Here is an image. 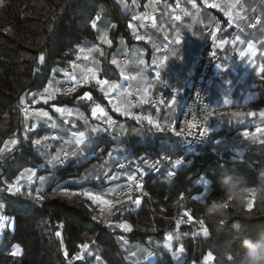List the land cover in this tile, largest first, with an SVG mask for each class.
Listing matches in <instances>:
<instances>
[{"label": "trees", "instance_id": "16d2710c", "mask_svg": "<svg viewBox=\"0 0 264 264\" xmlns=\"http://www.w3.org/2000/svg\"><path fill=\"white\" fill-rule=\"evenodd\" d=\"M149 1L151 0H138L139 7L142 9ZM160 4L176 5V0H160ZM253 7L254 3L248 6L249 12ZM209 12L220 21L216 42L229 38L233 34V25L217 10L209 9ZM262 13L258 28L251 30L246 26L249 32L245 35L246 40L257 41L264 36V8ZM96 15L101 16L98 30L90 27V21ZM131 22L132 14L126 11L119 0H2L0 147L4 146L6 140L13 138L18 140V144L12 151L0 154V188L15 181L26 169L39 170L47 156H42L37 151L32 140L45 134H53L48 128L40 126L28 133V140L24 139L25 119L21 112V96L27 94L26 103L29 106L43 107L49 112L53 109L51 105L78 108L89 119L93 118L92 107L99 104L117 122L128 121L111 110L93 82L78 86L69 96L59 95L49 105L29 102L31 94L43 89L49 80L60 75V71L70 70L72 64L79 60L78 48L98 46L99 35L105 30L108 31L112 45L103 44L101 77L118 82L120 74L111 63L113 55L118 53L123 44L124 47L141 45L128 27ZM113 24L114 28L111 27ZM211 42L210 38H206L205 45L201 46L200 60L194 72L199 69ZM41 53L45 54L43 65L37 63ZM235 54L231 47L227 49L222 56V66L230 65ZM258 59L260 65H264V57L259 55ZM37 68L39 71H36ZM54 68L59 71L53 73ZM253 77L249 79L248 86H255L258 98L249 108L256 110L264 108V76L260 74L255 79ZM217 79L218 75L213 85ZM86 91L92 95V100L79 101L77 97ZM140 132L139 136L135 132L121 136L118 141L100 136L85 148L99 157L101 149L116 147L120 152L119 160L127 159L131 164L138 162L143 165L145 159L151 162L170 155L168 163L146 178L144 193L131 195L132 199H143L140 207L129 203L128 199L124 204L127 210L122 215H110L108 210L104 209L102 212L101 207L82 195H59L61 188H68L70 192L82 189L104 192L109 184L103 179V174L107 172L111 176L116 172V161L111 162L112 157L110 161H106L103 156L99 162L89 159L86 162L79 160L69 166L67 164V170L54 174L44 185L42 194L45 199L42 203L21 194H0V203L5 204L2 214L13 218L11 228L0 233V264H96V255L101 257L103 264H131L132 251L143 261L138 264H148L144 262L148 252L157 257L154 264H204L203 256L207 251L212 247L223 246L234 231L230 224L215 242L202 234L195 238L182 237L179 245L183 243L186 251L181 260L171 259L163 248L165 236L177 231L176 219H181L180 216L188 211L192 213L194 221L204 220L214 237L217 224L207 221L202 212L210 200L222 196L218 178L225 169H230L254 180L257 173L264 169V143L250 142L239 150H234L231 143L237 136V130L221 129L212 133L206 144L192 151H180L179 142L171 132H158L155 129H143ZM174 162L177 163L172 168ZM168 172H172V175L168 176ZM89 174L93 177L100 176L101 179L81 180V177ZM191 197H197L196 202ZM242 211L254 217L242 222L248 225L249 234L264 228V204L258 199L253 202L252 211L232 204L226 208V212L233 217H238ZM121 222L130 224L132 230L125 232L108 226L109 223L115 225ZM194 225L198 227L195 223ZM58 231L61 233L59 237L56 236ZM179 231L191 233L192 227L182 223ZM16 244L21 246V255L14 257L11 249ZM83 244L89 245L93 255L82 260L73 259L82 251ZM65 252L68 253L67 256ZM214 260L211 264H214Z\"/></svg>", "mask_w": 264, "mask_h": 264}, {"label": "snow or ice", "instance_id": "6c2138e0", "mask_svg": "<svg viewBox=\"0 0 264 264\" xmlns=\"http://www.w3.org/2000/svg\"><path fill=\"white\" fill-rule=\"evenodd\" d=\"M189 2L192 4L193 8H197V4H196V0H189ZM119 3L122 4L125 8L128 7L126 0H119ZM133 5H136V0H132ZM160 0H151V3L149 5H146V7H152L153 10H155V5L159 4ZM203 3L210 9H220L223 10L221 8V5L219 3H216L215 0H203ZM239 3V0H233L232 3H230L228 5L227 10H223V15L224 17L227 18V21L229 22V24H231L234 20L236 19H241L242 17H240V13L239 12H233V9H235L237 7V4ZM165 7H167V5H165ZM178 7V6H177ZM185 16H187L189 13L188 12H184L183 13ZM174 20H180L181 17L179 15H175ZM134 20L137 21H141L142 24L145 20L151 19V23L153 27H156V22L154 18H150L148 13H143L140 15H136L133 17ZM101 20V16L100 15H96L94 19H91L90 21V27L92 29H97L98 30V21ZM257 23H259V21H257ZM251 27H255V25H250ZM111 27H115V25H111ZM128 27L130 29L133 30V34L135 35L137 40H143L144 37L137 35L136 34V29H135V25L133 24H129ZM217 30H219V25H217ZM165 38L167 39V33L165 34ZM212 39L214 42V47L217 48H222L224 47V45L226 43H228V41L220 39L218 43H216L217 41V36L215 34L212 35ZM99 41L100 44H107L109 46L112 45V40L109 39V34L108 31L105 30L103 32H101V34L99 35ZM237 41H239L240 43H243V41H240L239 36H237L235 38V40L232 41L233 44H235ZM180 39H179V34H177L173 40L172 43H176L179 44ZM121 44H123V41H121ZM153 47L156 48L157 50H159V48L161 46H158L156 44H153ZM163 47L167 48L168 45H164ZM248 49H249V54L250 55H255V49H254V45L249 43L248 45ZM79 55L77 56V59H80L81 56L83 57V59L88 60L91 57L92 53H98V55L100 57L104 56V51L102 49V47L99 46H93L90 48H83L80 47L77 49ZM177 51L175 49L171 50L170 55L171 57L176 55ZM240 55L243 57L245 55V52L241 51ZM212 56L215 57L216 53L213 52ZM169 59V56H165L162 59L158 58V57H154L153 61H152V68L155 71V77L156 79L159 81L160 80V71L161 69L164 68L167 60ZM94 63L98 64L99 61L94 60ZM37 63L39 65H43L45 63V54L41 53L38 57ZM112 64L117 65L118 67L120 66L118 61L114 58L111 61ZM140 65H143L144 67L141 68V73H144V71L148 68V65L145 64V61L143 59H141L139 61ZM72 67L74 69L76 68H80V65L78 64H73ZM81 72L83 73L82 77L80 79H77V77L70 72L65 71L63 73V75L69 80L73 82V86L71 87H67L64 88L63 90L60 87H57V81L54 80H49L47 85L45 87H43V89L39 92L36 93H32L31 94V100H30V104H43V105H49L50 101H55L57 100V97L59 95H63V96H69L70 94L74 93L77 89L78 86L82 85V84H88L91 81H95V85L98 87L99 91L102 92L104 94L105 97L109 96L110 93H117L118 99L120 100L119 104H113V109L115 112L121 113L124 116H131L132 118H134L137 122L139 123H143L145 120H147L148 124L150 125H154L156 131L158 132H164L166 130L168 131H172V124L170 122V116H171V112L174 111L173 105H174V100H164V99H160V100H149L148 96H149V89L151 87V82L149 81L148 86L145 87V89L143 90L142 94H141V99L139 101L140 104H148V103H152L154 105H164L166 107H168L170 109V113H169V122L167 124H160L155 122L151 117L149 116H140V115H134L130 108L131 107H135L136 105H131V101L128 99V96L131 95V92H129V90L127 88H124L123 85L116 83V82H112L106 79H100L97 77V71L94 70L93 68H88L87 71H85L83 68H80ZM36 71H39V69L37 68ZM53 73L59 71V69H53L52 70ZM259 73L264 76V65H260L259 66ZM121 77L125 80H135L136 77L135 76H128L125 75L124 72H121ZM162 83L165 82L161 81ZM26 98H27V94H25L24 96L20 97V105H21V112H23L24 114V119H25V127H24V132H25V136L24 139L28 140L29 136L28 133H32L34 132V130L37 128V126L41 123H43L44 125H46L47 127L51 128V129H58L59 125L56 123V121L53 119V116L50 115L49 111L45 110L43 107L40 108H30L29 105L26 103ZM77 99L79 101H90L92 100V95L89 92H84V94L82 96L77 97ZM228 103V100H225V104ZM247 103V102H246ZM127 105L128 107H121V105ZM51 107L54 109L55 113H59L61 117H71L73 116V114H75V116L77 117L78 120H83L85 125L88 124L87 118L84 116L83 112L79 111V109H72V108H68V107H56L55 105H51ZM92 115L94 117H96L98 120H103L104 123H106L108 125V128H102L100 125H95V126H91L89 127L86 131H80V130H72L76 128V123H72L71 124V128L68 129H61V131L65 132L67 134V138H65V136L63 135H58V134H45L43 136H41L40 138L34 139L32 140V144L33 146L36 147L38 152H42V154H44L45 156H47L48 158L46 159V165H42L41 167L44 166H48L51 168H57L58 166H65L69 160L73 157L79 158L81 156L84 155V150L86 147L90 146L91 144V138H92V134H97L100 132H108L109 129H112V132H109V135H113V132L116 131V121H114L112 119L111 116H109L104 108H102L99 104H96L94 107H92L91 109ZM209 115H211V113H209L208 115L204 116V121L207 122ZM234 115H240L239 113H235ZM248 115H255V113L250 112L248 113ZM260 116L264 117V111L260 112ZM33 118L36 122L35 123H27V121L29 120V118ZM64 124H69V120L68 119H64L63 121ZM188 128H194L196 127V125L193 124H189L187 125ZM151 130V129H150ZM135 132V134L137 136H139L141 134L139 129L133 130ZM207 129L204 128V130L200 133L201 135L204 134V132H206ZM259 131V130H258ZM127 134V130L124 128L123 125H120V135H126ZM176 136H183L185 135L184 131H179V132H175ZM187 135H191V132H188ZM244 136L253 141V142H257V138L255 136V134H251L249 132H245ZM114 138H116L114 136ZM56 141H60V146L56 147L55 149V153L51 154L49 153V149L53 148V143L52 142H56ZM259 143H264V139L259 140ZM18 144V140L13 138L10 140H6L4 143L3 147H0V154H3L4 152L8 151H12L13 147L16 146ZM66 146H74V147H66ZM111 155V153L109 154ZM144 163L146 165H149V167L158 170L159 168V161L156 162H149L147 159L144 160ZM175 163H172L171 167L175 168ZM121 169L124 168V165L121 164L120 165ZM137 171L140 172V175L142 176L144 173L142 170L139 169V167L137 168ZM172 172H168V176H171ZM127 176V181L128 184H126L124 186V188L120 189V191L118 192L116 188H112L109 189L106 192H101V193H97L94 192L92 190L89 189H82L79 192H70L68 188H61L59 191V195L61 196H69V195H82L83 197L87 198L89 201H91L93 204H97L102 206L101 207V211H104V207H107L108 213L110 215H115L117 213H120L121 215L123 214L124 211H126L127 209L124 208V204L125 201L123 199H120V197L122 196H129V203L135 205L137 208L140 207L141 205V200L139 198L136 199H132L130 196V193L133 190V186L135 187L136 190H139L141 188V184L138 182V176L135 174H126ZM89 179H101L100 176H91V174L81 177L82 181H86ZM103 179L104 180H118L119 179V174H115V175H111L109 176L107 174V172H105L103 174ZM39 181V184L41 185V187H38L35 189V195L33 196L32 191H28V197L35 200L37 203H42L45 199L44 195L42 194L43 192V188L42 186L45 184L47 177L45 176H37V173L34 169H26L23 173H21L16 179L15 181H13L12 183H7L5 188H0V194L7 192L8 194H11L13 196L16 195H20L21 194V188H22V184L21 181H27V183L29 185L33 184L36 181ZM73 183H80V181H73ZM119 187V186H118ZM126 189V191L124 190ZM107 195H112L115 197V199H106L105 196ZM181 199H184V197H181ZM191 199L196 202L197 197H191ZM255 201V197L252 198L251 202L247 205L246 210L247 211H252L253 210V202ZM5 208V204L4 203H0V210H3ZM183 216L187 217L186 221L181 220L180 218L176 219V227H177V231L175 233H168L165 236V242L163 244V248L165 250H167L168 253H170V257L171 259H175L177 257H181L185 251L186 248L183 245V243L180 244L179 247H175L173 245V241H181L182 237H189V235H191L192 237H198L199 235L202 234L203 237L207 238L209 236L210 230L208 227H206L205 221L204 220H193V215L192 213L185 211L183 213ZM93 219H95V217H93ZM12 221L13 218L9 217L7 215H2L0 214V233H2L6 227H10L12 225ZM188 223V224H193L195 223L196 225L199 226L200 232H183L181 233L179 231L180 225L182 223ZM109 227H115V228H119L124 230L125 232H130L132 230L131 225L128 224L127 222H121L115 225H112L111 223L108 224ZM61 235V233L58 231L56 232V236L59 237ZM126 243V241H125ZM82 251L80 253H78L75 257H73V259L76 260H82L84 259V254H83V250H87L89 248L88 244H83L81 246ZM91 253H89L90 255ZM11 255L14 257L20 256L21 255V246L19 244L13 245L12 249H11ZM65 255L67 256L68 253L65 252ZM133 256L136 255V253H132ZM154 254L152 252H148L146 258L149 257H153ZM210 260H214V256L212 254L211 251H207V253L203 256V261L204 264H209ZM95 261L96 264H103V262L101 261V257L99 255L95 256ZM71 264V262H70Z\"/></svg>", "mask_w": 264, "mask_h": 264}, {"label": "rangeland", "instance_id": "374dc122", "mask_svg": "<svg viewBox=\"0 0 264 264\" xmlns=\"http://www.w3.org/2000/svg\"><path fill=\"white\" fill-rule=\"evenodd\" d=\"M249 1H251L252 3H254V7L252 8V10L250 12L241 3L240 4L238 3L237 4V7L235 9H233V12L234 13L235 12H239L240 13V17H242L241 19H236V20H234L232 22V25L234 27V30L232 31V33H233L232 35L235 34L236 37L237 36H240V35H243L242 32L246 30V26L247 25L248 26L252 25V21L255 18L256 14H260L261 15V21H262V17H263L262 9L264 8V2L263 1H260V0H249ZM201 2L202 3H200V4H202V5L205 6L204 7L205 10L202 9V7L197 2H196L197 8H193L192 7V4L191 3H187L186 0H176V5L166 4L167 7H165V5H161L159 3V4H156L155 5V10H153L152 7H146V5H149L151 3V1L147 2L144 5V7L141 9V7H139L140 5L138 4V0H136V5H133L132 0H126V3L128 5V7L126 8V11L129 12V13H131L132 14V17H134L136 15L143 14V13H148L149 16H150V18H154V17L158 18V21L160 22V24H156V27H153L152 25H151V27L150 26H146L147 23L151 22L150 21L151 19L145 20L143 22V24H142L141 21H137V20H134L133 19L132 22H131V24L135 25L136 34L144 37L143 40H140L144 44H148V45L149 44H156L158 46H161L159 48V50H157L156 53L153 54V56L157 57V56H159V54H161L162 55L161 59L163 57H165V56H169V59H171V55H170L171 50L175 49L177 51L178 48H179V46H183V45H179L181 43H179V44L173 43L174 46H172V48L169 49V50H168V47L166 49L163 46L164 45H168L169 46L168 42L169 41L172 42L173 38L177 34L185 33L183 31V24L185 22H187V19L190 18L191 17V14H193V13H196L198 16H200L203 13L204 15L207 16V18L209 20V24L205 27V36H206V38H210L212 40L211 43H213L212 35L213 34L216 35L218 33L219 30H217V25H219V22L220 21L218 20V23L217 22L215 23V21H216L215 17L214 16H211L209 13L208 14L206 13V9H208V7L203 3V0ZM232 2H233V0H218V3L221 5V8L223 10H227L228 5L230 3H232ZM172 5L175 8L174 14L175 15H179L181 17L180 20H174V18H173L174 16H173V13H172V11H173ZM169 7H170V9L172 11L169 9ZM180 8H182V10H183V12H181V13L179 11ZM218 10L223 13V10H220V9H218ZM185 11L189 13L187 16H185L183 14ZM190 21H191V19H190ZM261 21H260V23H261ZM197 25H201L202 26L203 24H202L201 21H198L197 24H196V26ZM258 27H259V25H258ZM258 27H251V28L255 29V28H258ZM166 33H167V39L165 38V34ZM159 35H160V37H162V40L159 38ZM179 39H180V37H179ZM182 39H183V41H185L184 43H186L187 40H188V37H187V40H186V38L184 39V37ZM105 45H107V44H105ZM98 46L99 47H102V49H103V45L100 44V41H99ZM107 46H109V45H107ZM230 47L233 49V52L235 51V53H236L235 54V58H238V56H239V58L240 57L241 58H245L247 56V54H248V53L245 52L247 50V48H243V45L242 44H239V43L236 44L235 43V44H233ZM88 48H90V47H88ZM141 48L142 47L134 46L132 48V50H131V54L132 55L130 54L131 59L128 60V56L126 54H122V51H124V44H123L122 47L120 48V50L118 51V53H115V55H113V59L115 58L118 61V63H119L120 66L118 67L117 65H114V64H113V66L116 68V70L118 71V73L120 72V74L123 71L125 75L135 76L136 77L135 80H130L131 81V83H130L131 84L130 85L131 87L129 88V92H131V95L128 96V99L131 101V105H135V104L132 103V100L133 99L137 100V102H138L139 105H137L135 107H131L130 110H131V112L133 114L137 111V112H140V116H144V113L147 110H156V109H159L161 107H160V105L157 106V105H153L152 103L140 104L139 103L140 98L137 99V98L134 97V90H135V88H137V87L138 88H141V87L145 88L146 86H148L149 81L151 82V87H152L151 90H153L155 87H157V86L160 85L159 86L160 87V91L155 92L154 95L149 93L148 99L149 100H153V101L160 100V99H164V100L167 101V98L168 97H166V96H168V94H171L170 91L172 89L170 90L168 87H166V88L163 89L161 87V83L158 82V80L156 79V77H154L155 78V80H154V78L152 77V74L149 73V71H146L145 70L144 73H141V68H143L144 66L143 65H140L139 64V61L141 59H143L145 61V64L150 63L149 60L146 58V56H147V50L146 49H141ZM151 48L154 49V50H156V48H154L153 45H151ZM85 49H87V48H85ZM241 51L245 52V55L243 57L240 55V52ZM263 52H264V50H263ZM237 54H238V56H237ZM122 56H123V58L125 57V62H122L121 63L120 57H122ZM251 56L253 57V55H251ZM248 57H250V56L248 55ZM100 58L101 57L98 55V53H92L91 54V57L88 60L83 59V57L81 56V58L77 62H75V64L80 65V68H83L85 71H87L88 68H93L94 70L97 71V77L98 78L105 79V78L101 77V71H100L101 70V67H100L101 66L100 65L101 63H100ZM169 59L167 60V62L169 61ZM94 60L99 61V63L98 64L94 63L93 62ZM167 62H166V65L163 68V70H165V71H163V73H161L162 71L160 72L161 73L160 75H162L163 78H165V76H166V75H164V73L166 72V70H168V72L171 74V72L169 71V66H167ZM130 63H131V65H130ZM80 68L74 69L71 66L70 70L67 71V72L73 73L77 77V79H80L82 77V75H83V73L81 72ZM64 72L65 71H60L59 72L60 73L59 76H54L51 79V80L57 81L58 83H57L56 86L57 87H60L62 90L64 88L73 86V82L72 81H69L63 75ZM192 73L189 76H187L185 79H183L181 82L178 83V85L181 86V92H182V96H183V98L181 100V104H182L183 100H187V95L189 93H188V90L186 88V83H187L188 78L191 75H193ZM168 76L170 78V75H168ZM123 80H125V79H123L121 77L120 80L118 82H116V83H119V84L123 85V87L125 88V86L126 85H129V84L127 82L123 81ZM136 81H137V83H136ZM92 82L95 83L94 80L91 81L90 83H92ZM112 82H115V81H112ZM102 96L104 97L105 101L107 102V104L110 106V108L112 110H114L113 109V104H119L120 103V100L118 99L117 93H110L109 96H107V97H105L104 94L102 93ZM252 98H255L256 99V97H252ZM181 104H180V106H181ZM180 106H179V108H180ZM29 107L30 108H35L33 106H29ZM121 107H128V106L122 104ZM247 110L252 111V109H250V108L247 109ZM253 111H256L255 112V115H254V118H255L254 121L255 122H253L255 125L252 124V130H248L249 129L248 128L249 125L247 123H245L246 125H241L242 128L245 127V126H247L246 127L247 130L246 131H242V132L241 131L238 132L236 134L237 135L236 138L234 140H232L231 145L233 146L234 150H239V148L244 147L243 145H246L247 143L253 142V141L247 139L244 136V133L245 132H249L251 134H255V136L257 138V142H259V140H261V139H264V117H261L260 116V112L261 111H264V108L256 109V110H253ZM105 112L108 114L107 111H105ZM116 113L117 114H120L122 118H126L128 121H126V122L123 121V122H120L119 123L111 115L108 114L109 116L112 117V119L114 121H116V131L113 132V135H109V132H112L113 131L112 129H109L108 132H100V133H97V134H92L91 144H93L95 142V140L97 138H99L100 136H104L106 138H109V139H111V141H113V140L114 141H118L119 137L121 136L120 135V125H123V126H125V124H126V126H132V125L135 126L136 125V122L137 121L134 118H132L131 116H124L121 113H118V112H116ZM210 113H211V116L212 117L219 119V117L216 116L215 114H213L211 112V110H210ZM177 114H178V112H177ZM177 114L174 117V121L176 120ZM57 115L59 116V118L58 119L53 118L55 121L60 120V121L63 122L64 119H68L69 120V124L62 123L63 126L60 125V128L61 129L71 128V124L72 123H76V128L75 129H72V130L86 131L89 127L95 126V125H100L102 128H108V125L106 123H104L103 120H98L93 115H92L93 116L92 119H89L88 117H86L84 115L87 118V121H88V124L87 125H85V123H84L83 120H78L77 117L75 116V114H73V116H71V117H61L59 113H57ZM132 121H133V124H131ZM174 121L172 123V131H168V130H166V131L171 132L174 135V137L177 138L176 135H175L174 128H173ZM27 122L28 123L29 122L30 123H35L36 121L33 118L30 117ZM41 124H43V123H41ZM39 126H40V124H39ZM152 128L153 127H148L149 130L151 129L150 131L153 130ZM61 129L58 130L59 131L58 132V135H63V136H65V138H67V134L65 132L61 131ZM131 132H132V130H131ZM114 136L116 138H114ZM177 140L179 142L180 151H186V150H184L182 148V144H181V142L179 141L178 138H177ZM56 142H58V143L56 145H54L53 148H52L54 150L56 149V147L60 146V141H56ZM115 143H117V142H115ZM66 147L71 148V147H74V146H66ZM50 150L51 149H49L48 151H50ZM54 153H55V151L53 152V154ZM110 153H111V155H109ZM40 154L42 156H44V154H42V152H40ZM100 154L101 155L99 157H97V155H95L92 150L91 151H86L85 150L84 151V155L81 156V157H79V158H80L81 162H86L89 159L90 160L93 159L96 162H99L101 159H103V156H104V159L106 161H108V160L110 161V158L112 157L111 162L112 161L113 162L116 161V164H115L116 165V167H115V171L116 172H114V174H112V175L119 174V179L118 180H107L109 186L107 187V190L106 191H108L109 189H112V188H116L118 192L120 191V189L124 188V186L126 184H128L126 174H135V175L138 176V180H139V178H141V179L144 178L145 179L144 181H146V178L149 175H151L152 173H157L160 170V168L162 167V165L168 163L170 161V158H171L170 155H166V156L164 155L159 160L151 161V162H156V161H159L160 162L159 163V168H158V170H156V169H153V168L149 167V165H146L145 163H144L145 165H143L141 163L139 164L138 162H136L135 164H131L129 161L127 162V159L119 160L118 157L120 156V152H119V149L116 148V147H114L113 149L112 148L101 149L100 150ZM47 158L48 157H46V159ZM76 159H77L76 157H73L72 159H70L69 162L67 163L68 166H69V164H73L76 161ZM163 159L165 161L164 162H161V160H163ZM121 164L124 165V168L123 169H121V167H120ZM43 165H46V161H45V163ZM138 167L144 173L142 176L140 175V172L137 171V168ZM67 168H69V167H67ZM63 170L65 171L67 169L66 168H62L60 166H58L55 169L54 168H51V167H48V166H44V167L39 168V170H36V173H37V176H45V177H47L46 174H60ZM46 182H45V184H46ZM21 184H22L21 195H23L26 198H29L28 197V191L31 190L32 193H33V196H34L36 194L35 193V189L38 188V187H41V185L39 184V181L38 180L36 182H34L33 184H31V185H29L27 183V181H21ZM205 184H207V186L209 185L208 182H205ZM44 185L42 186V188L44 187ZM133 188H135V187L133 186ZM124 190L126 191V189H124ZM106 191H104V192H106ZM140 193H144V190L141 189V188L138 191L136 189H133L132 192L130 193V196L133 195V194H140ZM105 198L106 199H115V197L112 196V195H107V196H105ZM138 198L141 200V204H142V200L143 199L141 197H138ZM29 199H31V198H29ZM120 199H123L124 201H126V200L129 199V196H127V195L126 196H122V197H120ZM98 206L99 207H102L100 205H98ZM103 207H104V209L107 210V207L106 206H103ZM180 217H181V219L183 221H186L187 220V217L183 216V214ZM183 225H185V226L186 225H190L192 227V232L193 231L198 232V233L200 232L199 226L198 227L195 226L194 223L193 224H188V223L185 222V223H183ZM5 229H8V227H6ZM189 236L192 237L191 235H189ZM192 238H195V237H192ZM88 250L89 249L83 250L84 255L87 254V251ZM211 262H212V260L209 261V264H211Z\"/></svg>", "mask_w": 264, "mask_h": 264}, {"label": "crops", "instance_id": "0c3cea01", "mask_svg": "<svg viewBox=\"0 0 264 264\" xmlns=\"http://www.w3.org/2000/svg\"><path fill=\"white\" fill-rule=\"evenodd\" d=\"M201 1L202 0H196V2L202 7V9L205 10V8H204L205 6L200 4V3H202ZM186 2L190 3L189 0H186ZM240 3L243 4V6L247 8V10H248V6L252 5V2L249 0H239V4ZM172 7H173V5H172ZM169 9H170V7H169ZM209 9L210 8L206 9V13L207 14L209 13L211 16H214L216 19L215 23L216 22L218 23V17L216 15H214L213 13L209 12ZM215 10H217L218 12H220L223 15V13L221 11H219L218 9H215ZM174 11H175V8L173 7V11H172L173 16H175ZM191 17L188 18L187 22H185L183 24V31L185 33L179 34V37L181 39L180 40L181 42H179L181 44H179V45H183V46H179L176 55L172 56L171 59H169V61L167 62V66H169V71L171 72L172 75L168 72V70H166V72L164 73V75H166L165 78H163V76L160 75L161 78L158 81L159 83H161V87L163 89L166 87H168L170 90L172 89L170 91L171 94H168V96H166V97H168L167 100H174V102H175L173 105L174 111L171 112V116H170L171 124L174 121V117L178 112V108H179V106L181 104V100L183 98L182 92H181V86H179L178 83L181 82L183 79H185L187 76H189L192 72H194L195 66L198 63V61L200 60L199 56H200V52H201V48H202L201 46L205 45V40H206L205 27L209 24V20H208L207 16L204 15L203 13L200 16H198L196 13H193V14H191ZM154 19H155L156 24H160V22L158 21V18L154 17ZM190 19H191V21H190ZM132 20H133V17H132ZM198 21H201L203 25L202 26L201 25L196 26ZM219 24H220V22H219ZM151 25H152L151 22L146 24V26H150V27H151ZM230 25H232V23ZM248 28H250L251 30H254L250 26H248ZM262 32L264 33V30H262ZM132 33H133V30H132ZM242 34L243 35H240L239 38H240V41H243V43H240L239 41H237L236 44L237 43L242 44L243 48H247V50L245 52L248 54L245 58H241V57L239 58V56L237 54L238 58H235L234 61L232 63H230V65H226V66L224 65L219 69L218 79L215 81V83L213 85L212 97L210 98V110H211V112L213 114H215L216 116H218L219 119L222 121V127L220 128V130L221 129H225V130L226 129H229V130L232 129V130H237V133L240 131L242 132V131L247 130L246 129L247 126H245L243 128L241 126V125H246L245 123H247L249 125L248 130H252V124L255 125L253 123V122H255L254 121V119H255L254 115H248V113H250V112L255 113L256 111H253V110L249 111L247 109H249V106L251 103H253L257 100L258 93L255 90V86H248V82H250L249 79L252 76H254L253 79H255L260 75V73H259L260 61L258 59V56L260 55L261 57H264V52H263V50H264V36L257 41H254L253 39L246 40L245 35L249 34L247 28L245 31L242 32ZM183 37H184V39L186 38V40L188 37V40L186 43H184L185 41H183V39H182ZM159 38L162 40V37H160V35H159ZM137 41L141 42V45H133L131 47H124V51H122V54H126L128 56V60H130L131 59V57H130L131 50L134 46L142 47L141 49H146L147 50L146 58L150 62V63L146 64V65H148V68L146 69V71H149V73H151L152 77L154 78L155 77V71L152 68V61H153L152 59H153V57H155V56H153V54L156 53L157 49L154 50L151 48V45H153V44L148 45V44H144L140 40H137ZM249 43L254 45L255 55H253V57L249 54V51H248L249 50L248 49ZM168 44H169L168 50L171 49L172 46H174V44L171 41H169ZM248 55L250 57H248ZM157 57L161 58L162 55L159 54V56H157ZM120 61H121V63L125 62V57L124 58H123V56L120 57ZM130 65H131V63H130ZM161 71L160 72L163 73V71H165V70L161 69ZM119 74H120V72H119ZM168 75H170V78ZM120 78H121V74H120ZM154 80H155V78H154ZM123 81H125L127 83L128 82L131 83L130 80H123ZM161 81H164L165 85H167V86H164V83H162ZM136 83H137V81H136ZM130 85L131 84H129L128 86L126 85L125 88H127L129 90V88L131 87ZM159 86L155 87L153 90H151L152 87H150L149 93L154 95L155 92L160 91ZM144 89L145 88H143V87L135 88L134 97L137 99H139V98L141 99V94H142ZM252 97H256V99L252 98ZM225 100H228L227 104H225ZM160 107L161 108L156 109V110H147L144 113V116L151 117L157 123L167 124L169 122L170 109L164 105H160ZM72 109H78V108H72ZM112 111L115 114H117L114 110H112ZM49 113H50V115L53 116V118H55V119L59 118L57 113H55L54 109H52V112H49ZM235 113H239L240 115H234ZM117 115L121 116L120 114H117ZM56 122L59 125L58 129H51V128L47 127L46 125H43V124H40V126L48 128L49 130L52 131L53 134H58V132H59L58 130L61 129L60 125H62L63 122L60 120H58ZM40 126L38 125V127H40ZM125 126H126V124H125ZM125 126H124V128L127 130L128 134L133 133V130H136V129L149 130L148 127H153L152 128L153 130L155 129L154 125L148 124L147 120H145L142 124L139 122H136L135 126H126V127ZM131 130H132V132H131ZM128 134H126L124 136H128ZM52 143L54 146L58 142H52ZM53 150L54 149H51L49 152L51 153ZM79 160H80V158H77L75 162H77ZM46 175H47L46 181H48V179L51 178L54 174H46ZM0 213L2 214L1 211H0ZM8 228H11V226ZM0 242H1V237H0ZM173 245H174V248L179 247L180 246L179 241L174 240ZM88 249L89 250L87 251V254L84 255V257H89V256L93 255V251H91L90 248H88ZM89 253H91V254L89 255ZM132 253H134V252L132 251L130 254L131 264H138L140 262H143V261H140L141 259H138L136 255L133 256ZM83 254H84V252H83ZM182 258H183V255L181 257H177L178 260H181ZM156 261H157V257L155 255L153 257H149V258L144 259V262H146L148 264H154Z\"/></svg>", "mask_w": 264, "mask_h": 264}, {"label": "clouds", "instance_id": "9594fccd", "mask_svg": "<svg viewBox=\"0 0 264 264\" xmlns=\"http://www.w3.org/2000/svg\"><path fill=\"white\" fill-rule=\"evenodd\" d=\"M218 183L222 196L210 200L202 212L207 221L217 224L216 235L209 233L208 238L217 241L229 224L234 231L223 246L209 250L215 257L214 264H264V228L249 234L248 225L242 222L253 219L252 215L242 211L238 217H233L226 212L229 204L247 207L253 197L264 204V169L254 180L225 169Z\"/></svg>", "mask_w": 264, "mask_h": 264}, {"label": "built area", "instance_id": "2783aa9c", "mask_svg": "<svg viewBox=\"0 0 264 264\" xmlns=\"http://www.w3.org/2000/svg\"><path fill=\"white\" fill-rule=\"evenodd\" d=\"M263 1L264 0H260ZM218 3V0H215ZM2 0H0V6ZM180 13L183 12L180 8ZM261 21V15L256 14L252 21V25L258 27ZM236 35H232L225 40L228 41L222 48L214 47V42L209 45L207 52L205 53L202 62L197 72H193L186 83L188 90L187 100H183L176 120L174 121V131H184L185 135L176 136L182 144V148L186 151H191L206 144L212 133H216L222 127V121L209 115L208 121H204V116L210 113V98L212 94V85L218 75L219 69L222 67V56L226 50L233 45L232 41L235 40ZM218 43V42H217ZM215 52L216 56L213 57L212 53ZM130 84V82H128ZM128 86V85H127ZM132 103L136 106L139 105L137 100L133 99ZM154 105V104H153ZM134 115H140V112H135ZM195 124L196 127L188 128L187 125ZM207 129L203 135L200 133ZM191 132V135H187ZM165 160H161L164 162ZM160 163V162H159ZM65 166H60L65 168ZM145 179L139 178L138 182L141 184V189H144ZM135 189V188H133ZM138 191V190H137Z\"/></svg>", "mask_w": 264, "mask_h": 264}]
</instances>
